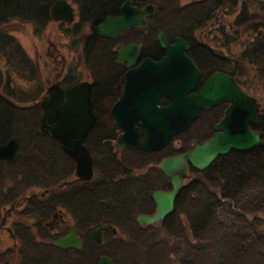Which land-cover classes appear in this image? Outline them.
Here are the masks:
<instances>
[{
  "label": "flooded vegetation",
  "instance_id": "af4514ba",
  "mask_svg": "<svg viewBox=\"0 0 264 264\" xmlns=\"http://www.w3.org/2000/svg\"><path fill=\"white\" fill-rule=\"evenodd\" d=\"M57 1L46 5L50 16L46 27L50 22L57 25L58 32L66 39L67 53L51 42L47 45L46 53L50 56L47 62H52L56 68L52 71H44L37 56L33 58L28 54L36 70L28 80V94H44L30 105L38 102L41 108V101L49 96L51 85L57 84L65 91L80 83L89 85L95 121L82 143L91 155L92 175L82 178L81 174H76V160L60 148L59 140L41 130L40 121L35 138L32 126L23 124V128L27 127L29 142L37 141L42 154L27 153V166L21 168L20 142L17 136H11L17 138V158L0 159V264H8L10 256L16 264H42V257L57 251L62 260L74 264H247L249 259L252 262L250 255L255 252L250 250V244L252 240L257 241L259 235L264 238V221L259 220L258 225L254 214L246 219L242 217V191L237 179L242 177L243 158L253 160L254 153L264 146V104L249 90V76L242 75L238 65L231 69L222 67L224 63L235 62L231 54L246 46L252 29L244 32L245 41L235 53L232 47L240 40L241 36L237 38V35L241 33L224 25L222 7L212 14H196L189 25L174 22L167 27L169 34L175 36L173 40L165 38L170 44L177 38L186 40L189 45L186 53L199 70L197 82L187 95L198 93L215 73L231 77L245 94L256 99L258 111L249 122V128L259 134L261 144L248 150L230 149L217 154L202 168L185 159L186 170H176L182 182L173 197L171 211L161 219L146 222L141 218L151 217L158 210L153 194L173 190L172 176L162 169V162L184 156L194 145L223 132L217 125L226 117L231 101L218 98L209 107H200L186 129L170 137L160 148L146 150L140 142L154 115L143 105L141 97L156 100L158 111L164 112L177 100V94H128L124 101L123 125L130 131L123 137L125 129L116 121L112 109L123 95L125 74L146 58L159 62L166 55L159 42L158 52H147L145 44L146 27L152 20L150 15L155 5L145 0H131L130 5L138 9L153 6V11L145 16L146 25L129 27L111 38L100 36L98 27L107 18L121 16L126 0H94L93 3L91 0H62L71 9L69 21L54 20L51 16V8ZM207 2L181 0V5L187 6V10L205 9ZM82 5L88 11L85 19L81 15ZM185 29L190 32L189 36L180 34ZM159 31L162 30H157L156 39ZM227 41L232 52L227 50ZM131 43L139 45L132 64L127 59H118L120 47ZM220 54L225 60L217 58ZM169 71L171 81H175L174 67ZM49 73L53 78H48L47 83L44 77ZM254 76L262 80L258 73ZM133 87L139 88L140 84ZM206 95L209 102L211 94ZM195 103L191 101L192 106ZM156 115L162 126H171L176 121V115ZM233 124L240 125L237 117ZM134 130L138 141L134 134L130 135ZM69 233L80 239L79 248L55 244ZM6 239L12 244L3 245Z\"/></svg>",
  "mask_w": 264,
  "mask_h": 264
},
{
  "label": "water",
  "instance_id": "95a60500",
  "mask_svg": "<svg viewBox=\"0 0 264 264\" xmlns=\"http://www.w3.org/2000/svg\"><path fill=\"white\" fill-rule=\"evenodd\" d=\"M130 3L131 0H126L123 4L121 16L107 18L98 27L100 36L115 38L119 32L129 27L146 25L145 16L153 11V6L149 4L143 9H138L132 7ZM51 16L54 20L69 21L71 9L65 1L59 0L52 6ZM157 39L161 47L166 50V55L159 62L146 58L135 69L127 72L124 77L123 95L113 106L116 121L125 129L123 137L130 131L123 125L124 101L127 100L128 94H177V100L174 99L172 106L166 107L164 112L158 111L155 105L156 100L141 97L143 105L150 108L154 115L151 124L146 126L147 134L144 140L140 142L146 150L160 148L170 137L186 129L200 107H209L211 103H216L218 98L230 100L231 104L227 109L226 117L217 125V128L222 129L223 132L216 133L202 144L194 145V148L184 156L170 157L162 162V169L172 176L173 190L171 193L155 192L153 194L158 210L151 217L141 218L146 222L161 219L171 211L173 197L182 182V178L176 176V170L182 172L186 170L185 159H189L196 167L202 168L217 154L225 153L230 149L248 150L261 144L259 134L249 128V122L258 111L256 99L245 94L231 77L223 73L213 74L198 93L187 95L199 77V70L186 53L189 47L187 41L177 38L175 43L170 44L162 31L158 32ZM138 49V44L122 45L118 50V59H127L132 64L138 55ZM171 67L175 69V81L170 79ZM138 83L140 87L134 88L133 86ZM48 93L49 96L40 104L43 109L40 128L59 140L62 148L76 160V174H81L82 178H88L92 175V159L82 141L95 121V114L91 108V89L88 84L80 83L65 91L55 84L48 87ZM206 94H211L209 102L206 101L208 98ZM192 100L196 101L194 106L191 105ZM157 113L176 115V121L174 120L171 126H162ZM235 117L240 125L233 124ZM133 134L138 141V137H135L136 130L130 133L131 136ZM16 158L17 138L11 137L0 144V159L13 161ZM55 244L79 248L82 243L74 233L73 235L69 233L55 241Z\"/></svg>",
  "mask_w": 264,
  "mask_h": 264
},
{
  "label": "trees",
  "instance_id": "16d2710c",
  "mask_svg": "<svg viewBox=\"0 0 264 264\" xmlns=\"http://www.w3.org/2000/svg\"><path fill=\"white\" fill-rule=\"evenodd\" d=\"M53 1L0 0V143H3L11 136L18 137L20 142L18 154L21 157L18 162L21 168L27 166L28 157L26 156L29 143V138L26 135L27 127L23 128L22 125L30 124L33 128V134H39L37 125L42 116V110L38 102L30 105L31 101L39 100L40 94H28L27 90L15 89L10 85L15 75H21L28 82L29 79H32V75H35L36 70L31 57L24 51L16 38L12 37L8 32V27L13 22L30 24L36 33L41 32L46 27L50 17L46 5L52 4ZM91 1L93 3L94 0ZM134 1L137 2V0ZM148 2H152L155 5V10L150 15L152 20L148 22L146 27L145 44L147 52L151 50L158 52L159 45L156 39L158 29L162 30L169 40H173L175 35L173 33L169 34L166 30L171 23L183 22V25H189L192 22V18L198 13L212 14L218 7H222L221 10L226 13L229 11L234 13V8L239 6L240 8L237 9L238 14L230 18V26L235 28L249 22L245 28L247 30L251 28L252 31L249 32L246 46L235 55L231 54L232 60L235 62L224 63L222 67L231 69L236 64L240 68L242 75L246 74V76H249L251 74L249 70L252 69L253 73H258L261 78L264 77V0H208L205 9L199 7L189 10H187V6L182 7L181 0H145V3ZM252 2H256L259 7L253 10L250 9V3ZM81 10V15L85 19L88 11L83 5ZM180 14H182L181 19ZM159 17L160 20H156ZM180 34L186 37L189 36L190 32L185 29L180 31ZM226 47L228 51L231 50L228 41L226 42ZM221 55L223 54H220L217 58L225 60ZM19 124H21V127L18 126ZM33 145V149L28 154H42L39 143L35 141ZM241 170L242 177L237 179L238 183L237 180L235 181L241 187L242 217L246 219L245 214L248 212L247 203L248 205L250 204L249 207L251 208L256 206L264 207V146L254 153L253 160L251 157L243 158ZM45 256L49 260L48 264L75 263L67 259L62 260L58 251L54 255L48 252V257L47 255ZM52 259H56V261H52ZM45 263L46 261L43 264Z\"/></svg>",
  "mask_w": 264,
  "mask_h": 264
},
{
  "label": "rangeland",
  "instance_id": "374dc122",
  "mask_svg": "<svg viewBox=\"0 0 264 264\" xmlns=\"http://www.w3.org/2000/svg\"><path fill=\"white\" fill-rule=\"evenodd\" d=\"M251 4V8L250 9H257L258 4L256 2H252ZM263 7H264V2H263ZM240 7L237 6L234 9V13H232V11L229 12H222V19L224 22V25L227 26V24L230 26V18L234 17L235 15L238 14L237 9H239ZM249 22H246L244 24H241L238 27H235V29H237V31H240L241 34L237 35V38L240 37V40L237 39V44H232V50L236 52H238V50L241 49L242 45H240L241 42L245 41L246 35L244 34V32L246 31H250L251 28H249V30H247L246 25H248ZM8 32L12 35V37L16 38V40L21 44L22 48L24 49L25 52H27L28 54H30L33 58H35L37 56V61L39 63H42V67L43 70L45 71L46 69L49 71L55 70L56 68H54L52 62L49 63L47 62V59H50V56L46 53V48L47 45L50 44V42L55 45L56 48L61 49L62 51H64L65 53H67L66 49H65V44H66V39L62 36L61 33L58 32L57 29V25L54 24V22H50L48 27L43 28L41 30V32L36 33L32 27V25L30 24H19L16 22H13L9 25L8 27ZM61 53V52H60ZM46 78V81L48 83V78L52 79V74L49 73L48 76L44 77V79ZM262 80H259L257 77L254 76V73L251 72V74L249 75L250 79V87L249 90L254 94H256L258 96L259 101L264 104V77H262ZM11 87H14L15 89H23L24 91L30 90V85L28 84V82L25 81V79L22 78L21 75H15L10 83ZM44 94L40 95L39 98L43 97ZM44 100V99H43ZM36 137V135L34 136V138ZM60 144V143H59ZM33 140L32 143L29 142L27 145V153H29V151L31 149H33ZM60 148L66 153V151L62 148L61 144H60ZM61 150V153H64ZM250 204L248 205L247 203V216L246 217H252L253 214L255 216V219L258 220L257 224L260 221H264V207H249ZM243 210V209H242ZM250 210V211H249ZM245 214V215H246ZM249 214V215H248ZM260 220V221H259ZM256 225V224H255ZM259 225V224H258ZM257 225V226H258ZM5 242L9 245L12 244L10 239H6V241H3L2 244L4 245ZM250 250H252L255 253H251L250 256H253L252 258V262H254V264H264V238L259 235V237L257 238V241L252 240L251 244H250ZM255 256V257H254ZM38 258V257H37ZM43 263L46 261V263H49L48 258L46 257H42ZM8 264H16L13 260V257H9L8 258ZM251 259H249L250 261ZM52 261H56V259H52ZM247 260V264H252V262H249ZM35 263L36 260H35ZM42 263V264H43ZM45 263V264H46Z\"/></svg>",
  "mask_w": 264,
  "mask_h": 264
},
{
  "label": "bare ground",
  "instance_id": "6f19581e",
  "mask_svg": "<svg viewBox=\"0 0 264 264\" xmlns=\"http://www.w3.org/2000/svg\"><path fill=\"white\" fill-rule=\"evenodd\" d=\"M251 30V29H250ZM42 117V116H41ZM41 119V118H40Z\"/></svg>",
  "mask_w": 264,
  "mask_h": 264
}]
</instances>
